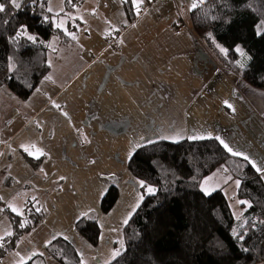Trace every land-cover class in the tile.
Wrapping results in <instances>:
<instances>
[{
    "label": "crops",
    "instance_id": "obj_1",
    "mask_svg": "<svg viewBox=\"0 0 264 264\" xmlns=\"http://www.w3.org/2000/svg\"><path fill=\"white\" fill-rule=\"evenodd\" d=\"M65 1L48 2L55 27L66 34L48 44V76L25 102L0 91V241L12 233L7 211L23 215L31 202L45 213L0 264H59L47 253L56 239L71 243L82 264H111L125 249L124 228L144 193H155L128 169L143 146L219 136L264 169V92L219 66L193 33L189 12L182 24L171 1L143 0L137 10L128 0L136 16L130 23L125 0H86L74 12L79 21L65 14ZM98 10L109 11L101 33ZM220 170L202 191L237 198V181ZM111 186L119 199L103 214ZM90 213L100 226L97 247L75 232Z\"/></svg>",
    "mask_w": 264,
    "mask_h": 264
},
{
    "label": "trees",
    "instance_id": "obj_2",
    "mask_svg": "<svg viewBox=\"0 0 264 264\" xmlns=\"http://www.w3.org/2000/svg\"><path fill=\"white\" fill-rule=\"evenodd\" d=\"M49 0H0V91L25 102L50 72L48 44L64 39L48 11ZM86 0H66L65 14H74ZM190 11L192 31L221 68L255 90L264 92V0H200ZM128 21L136 16L126 3ZM31 36L34 39H29ZM241 47L249 60L236 51ZM226 49L221 52L220 49ZM28 164L35 161L23 153ZM224 168L239 181L237 198L245 201L244 223L234 234L236 217L223 191L206 195L203 181ZM130 173L154 194L144 200L124 228V251L111 264H264V180L252 165L230 155L217 140L156 142L139 148L129 161ZM145 191V189H144ZM119 190L111 186L102 199L103 214L112 211ZM11 235L0 241V263L45 219L28 203L23 215L6 212ZM90 245L100 242L96 213L75 224ZM47 253L59 264H82L71 243L56 239ZM26 264H34V261Z\"/></svg>",
    "mask_w": 264,
    "mask_h": 264
},
{
    "label": "rangeland",
    "instance_id": "obj_3",
    "mask_svg": "<svg viewBox=\"0 0 264 264\" xmlns=\"http://www.w3.org/2000/svg\"><path fill=\"white\" fill-rule=\"evenodd\" d=\"M167 1H171V2H173L175 4V9H177V19H178V21L182 23V20H183V22L186 23L187 22L188 12H189V19H190L191 5L193 4V2H197L198 0H167ZM120 2H122V0H120ZM98 3H101V2L98 0ZM188 9H189V11H188ZM85 10L92 11V10H95V9L94 8H81V12L82 13H84ZM93 12L96 13L95 17H97V16L100 17V23H99V26L97 27V29H98L97 32L101 33L104 24L107 25V26L109 25L108 22L104 23L105 21L103 19V15L102 14H103V12L105 14V13H108L109 11L108 10H104V11L98 10V11H93ZM72 16H74V14L71 15V17ZM74 19H77V17L74 16ZM77 20L81 21V19H77ZM73 26L74 27L77 26L76 23ZM91 29H90V33H91ZM84 30L87 31V27H85ZM82 36H84V35H82ZM238 48L244 53L243 59L245 58L246 61L249 60V56L247 55V53L244 52V50L241 47H238ZM5 89H7V88H5ZM224 170L225 169L222 168V170H220V171L222 172ZM231 188H232V186L229 187V190ZM228 194H229V192H228ZM229 199L232 200L230 202L232 203L233 210H234L235 215H236L235 217H236L237 223H236V226L234 227V234H237L238 231H239V227L244 223V217L242 216L243 212H242V209L240 207L241 203H239L241 200H239L238 198L232 197L230 194H229Z\"/></svg>",
    "mask_w": 264,
    "mask_h": 264
},
{
    "label": "snow or ice",
    "instance_id": "obj_4",
    "mask_svg": "<svg viewBox=\"0 0 264 264\" xmlns=\"http://www.w3.org/2000/svg\"><path fill=\"white\" fill-rule=\"evenodd\" d=\"M125 2H128V0H125ZM143 2V0H132V3L134 4V6L137 8V10H139V7H140V4ZM200 2L202 3L203 2V0H200ZM11 4L14 6V7H16V8H19L20 7V4L19 3H17V0H11ZM198 7V3L197 2H193V4L191 5V10H194V9H196ZM5 11V6L2 4V3H0V13H2V12H4ZM30 40L31 39H34L33 37H31V36H29L28 37ZM220 51L221 52H226V49H224V48H221L220 49ZM236 51L237 52H239L240 53V55L241 56H243L244 55V53L239 49V48H237L236 49ZM224 104H225V106H227V107H229V108H231L232 106H231V104H229V102L228 101H224ZM233 111H234V109H233ZM216 139L217 140H219V142L223 145V147L227 150V151H229L232 155H234V156H243V159L244 160H246V161H248L251 165H252V167L253 168H255L256 169V171L257 172H262V171H264V169H262V168H260V167H258L247 155H243L242 153H238V152H235V151H233L230 147H229V145L227 144V143H225L224 142V140H222L219 136H217L216 137ZM34 147V146H33ZM26 151L28 150V149H25ZM31 154V153H30ZM40 154H42V153H40ZM61 179H63V178H61ZM237 187H239V181H237ZM154 190L152 189V188H148V192L149 193H152ZM205 192L207 193V190L205 189ZM239 203H246L245 201H240ZM14 211H15V209H13ZM9 235H11V233H8ZM118 253H114V255H117Z\"/></svg>",
    "mask_w": 264,
    "mask_h": 264
}]
</instances>
